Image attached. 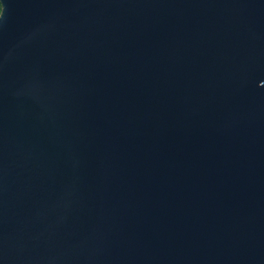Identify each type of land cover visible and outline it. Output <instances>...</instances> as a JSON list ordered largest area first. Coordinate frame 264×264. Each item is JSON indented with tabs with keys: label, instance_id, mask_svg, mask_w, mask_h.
Masks as SVG:
<instances>
[{
	"label": "water",
	"instance_id": "obj_1",
	"mask_svg": "<svg viewBox=\"0 0 264 264\" xmlns=\"http://www.w3.org/2000/svg\"><path fill=\"white\" fill-rule=\"evenodd\" d=\"M0 5V264H264V0Z\"/></svg>",
	"mask_w": 264,
	"mask_h": 264
},
{
	"label": "trees",
	"instance_id": "obj_2",
	"mask_svg": "<svg viewBox=\"0 0 264 264\" xmlns=\"http://www.w3.org/2000/svg\"><path fill=\"white\" fill-rule=\"evenodd\" d=\"M0 11H1V5H0Z\"/></svg>",
	"mask_w": 264,
	"mask_h": 264
}]
</instances>
